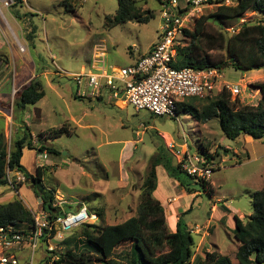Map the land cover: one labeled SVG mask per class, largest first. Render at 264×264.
Here are the masks:
<instances>
[{"label":"rangeland","instance_id":"374dc122","mask_svg":"<svg viewBox=\"0 0 264 264\" xmlns=\"http://www.w3.org/2000/svg\"><path fill=\"white\" fill-rule=\"evenodd\" d=\"M29 1L13 5L10 0H0V131L5 133L8 149H13L14 142L24 135L22 119L25 118L35 132V136L32 134L35 147L54 148L52 152L45 149L47 157H41L36 149H26L21 164L30 174H36L39 167L42 169V183L46 190L55 192V202L76 201L73 209L75 205H90L93 211L101 213L99 225L123 222L131 215L128 213L131 208L133 214L138 212L151 156L164 149L168 158L177 163L169 151V143L174 140L175 145L183 144L186 138L191 153L211 156L209 161L216 169L210 186L216 198L247 216L254 213L253 195L264 187V139L254 140L247 135L241 140L230 139L223 133L218 118L199 123L183 102L202 109L206 97L186 98L178 104L177 116H156L147 110L137 111L130 104L122 108L108 94L101 98H76L77 84L71 76L55 75L56 64L70 73L88 71L95 43L107 46V64L131 65L137 54H146L158 40L161 14L158 0H139L138 6L147 22L133 20L112 28L107 27V16L116 13L119 0ZM235 2L226 0V4ZM218 5L216 0L204 6L195 20L212 14ZM262 19L263 15L252 9L239 19L212 18L208 32L232 36V28L236 29L239 24L258 23ZM194 28L195 23L190 30ZM180 41L182 47L191 39L185 37ZM204 47L214 62L226 64L225 80L231 84L249 88L251 84L264 82V66L244 72L232 65L226 48L210 50L207 44ZM36 76L41 78L45 97L20 112L16 99ZM250 94V91L243 92L238 98L246 104H257L261 93L255 98V90L252 97ZM162 133L166 135L163 137ZM127 140H138V143L134 146L127 144ZM133 147L134 155L128 154ZM165 167L158 169V186L160 182L165 194L180 196L183 186L169 181L172 176ZM24 173V170H8L9 183L0 185V205L18 199L33 213L39 212L42 199ZM181 177L192 182L194 191L202 193L186 215L193 226L199 225L207 218L205 211L212 204L211 195L185 173ZM116 209L121 212H115ZM220 212L224 213L222 205ZM215 224L214 236L222 243V252L228 255L232 240L237 241L234 229L226 223V218L216 220ZM76 229L66 235L65 238H70L66 248L73 247L78 239ZM193 236L197 239V235ZM128 249L127 243L116 252ZM37 254H45L44 244L39 245L36 257ZM40 264L47 262L43 260Z\"/></svg>","mask_w":264,"mask_h":264},{"label":"trees","instance_id":"16d2710c","mask_svg":"<svg viewBox=\"0 0 264 264\" xmlns=\"http://www.w3.org/2000/svg\"><path fill=\"white\" fill-rule=\"evenodd\" d=\"M12 1L13 5L24 3V0ZM213 1L216 0H210ZM138 3L139 0H119L116 13L107 16V27L112 28L133 20L140 23L147 22L148 18L142 16ZM218 4L215 12L195 20L193 31H185L186 37H190L191 41L185 46L178 47L176 66L225 67L223 61L214 62L210 58L204 47V44H207L210 50L226 48L232 65L237 69L247 72L262 68L264 66V0H236L233 4H226V0H218ZM250 9L263 15V19L258 23L243 22L238 32L232 36H227L224 32H218L217 35L208 32L209 21L212 18L239 19ZM251 85L259 88L261 92V99L255 105L243 103L238 97L233 99L226 88L215 96H207V102L202 109L184 102L183 105L199 123L218 118L223 133L230 139L241 140L247 135L254 140H263L264 82ZM44 96L43 83L35 77L20 92L15 105L20 112H23L28 105L37 104ZM76 98L82 97L76 95ZM40 136L42 137L41 134ZM25 149H36L39 152L45 149L54 151V148H46L43 145L36 148L28 125H24V135L14 142V147L10 150L5 133L0 131V185L9 183L8 170H24L23 176L32 183L37 196L42 199V209L51 216L55 209L53 207L55 192L46 190L42 183L44 173L40 167L36 169V174H30L23 167L21 159ZM203 154L205 162L211 163L209 161L211 156L207 153ZM162 160H165L164 165L173 178L178 180L188 192L194 191L191 187L192 182L181 177L183 173L188 175L181 164L174 163L172 158H168L164 149L159 150V153L152 157L147 177L142 184L137 214L117 224L81 225L76 229L79 231V237L73 247L66 248L69 237L61 243L65 247V252L57 264H87L93 261L101 264H189L196 245L190 228L184 218L180 217L176 232H170L166 224L165 210L161 202L153 196L157 187L156 166ZM188 177L192 179L191 176ZM194 183L200 185L209 195L214 193L210 183L208 187L195 181ZM253 205L254 213L251 215L245 218L234 216V237L240 243L236 252L239 264H264V187L254 193ZM223 207L228 209L226 206ZM97 214L101 216L100 212ZM18 221L34 223L33 212L22 200L16 199L0 205V226ZM127 243L129 249L126 252H116L118 247ZM194 264H232V261L228 255H222L214 249L206 252L204 258L196 256Z\"/></svg>","mask_w":264,"mask_h":264},{"label":"built area","instance_id":"2783aa9c","mask_svg":"<svg viewBox=\"0 0 264 264\" xmlns=\"http://www.w3.org/2000/svg\"><path fill=\"white\" fill-rule=\"evenodd\" d=\"M210 3V0H162L159 37L148 53L131 65L112 68L108 73L98 68H89L82 73H63L76 82V95L79 97H100L104 91H109L116 98L121 96L137 111L147 110L156 116H177L178 104L186 98H204L224 88L234 99L243 92L252 94L255 90V98L261 93L259 88L231 84L225 80L223 67L176 66L180 38L186 37L185 31L190 30L203 7ZM239 29L240 24L236 29L232 28V32ZM96 50V59H105L106 46L100 44ZM184 140L183 144L175 145L174 140L169 143L171 155L195 182L208 187L215 171L214 165L205 162L203 155L191 153L187 139ZM40 156L47 157V151L41 152ZM65 203L54 201L55 209L51 216L43 209L33 213V224L18 221L1 225L0 264H40L43 260L47 264H57L65 252L61 243L66 235L83 224L100 220L99 215L84 204L77 205L75 211V208L64 210ZM41 243L45 245V254H37V259L36 251Z\"/></svg>","mask_w":264,"mask_h":264},{"label":"crops","instance_id":"0c3cea01","mask_svg":"<svg viewBox=\"0 0 264 264\" xmlns=\"http://www.w3.org/2000/svg\"><path fill=\"white\" fill-rule=\"evenodd\" d=\"M26 2L29 3L30 1L29 0H24V3H26ZM39 10H41V9H39ZM98 45H100V43H95V45H94V48L93 49H94V55L95 56L93 55V59L90 62V66H89L90 69L98 68L99 70H102L103 73H108V72H110L112 70V68L121 67L120 65L107 64L106 63V59H102V60L96 59V56H97L96 47ZM106 48H107V46H106ZM140 56H142V54H137V56L135 57L134 62ZM55 67L57 69L56 71H54L55 72V75L56 74H59V76H60L65 71L61 66H59V64H56ZM38 76H39V74H38ZM38 76H36V77H38ZM39 79L41 80V78H39ZM104 94H108L111 98H113L115 100V103L117 105H120L122 108H124V107H126V106L129 105L122 98H120L121 96L119 98H116L109 91H104V93L99 98L103 97ZM89 98H91V97H89ZM26 108H25V110H26ZM18 111H19V109H18ZM18 114H19V112H18ZM22 122L25 125H28V127H31L27 123V121L25 120V118L22 119ZM82 126H86V125H82ZM87 126H89V125H87ZM31 132H32L33 136H35V132L33 131L32 127H31ZM161 135H163V137H164V135H166V134L162 133ZM168 136L169 135H167V137ZM50 139H51V137H50ZM126 143L135 146L136 143H138V140H132V141L127 140ZM133 149H134V147H133ZM24 153H25V151H24ZM133 153H135V149L133 151H132V149H129L128 150V154L132 155ZM155 153H156V151L151 156L150 161H151L152 157L153 156H156V154L158 152L156 154ZM164 161L165 160L160 161L157 164V166H156L157 187L158 188L156 187L155 191L153 192V196L157 200H159L161 202V204H162V206H163V208L165 210L166 224H167V227H168V229H169L170 232H172V233L176 232V230H177V223H178L180 217H183L184 220L186 221L188 227L190 228L192 234L197 235V239L194 238L195 239V242H196V245H195V248H194V254H193V257H192V259H191V261H190L189 264H194V261H195L196 256H201V257L204 258L206 252L213 251L214 249H217L222 255H226V254H224L222 252L223 251V247H222L223 245H222V243L219 241V239L217 237L214 236V232L216 230L215 221L216 220L217 221H224L225 218H226V223L230 227H232V229H234L235 228V219H234V216L237 215L240 218H244L247 215H245L244 213H242L238 208H234V207H232L229 204L223 203V200L221 198H216L215 190H214V193L211 195L212 204L210 205V207L208 208V210L205 211V213L207 214V218L205 220H202L199 225L198 224L197 225L195 224L193 226V224L191 222H188L186 220V215L191 210H193V208H194L193 207V204H195L196 199L202 193L201 192H198V191L188 192L184 187H182L180 185V183H179L178 180H176L175 178L170 177L172 180H169V181H172V183L174 185L178 186V187L179 186L182 187L180 189V196H177L176 197L175 195L165 194V191L161 190V188H160L161 187L160 182H159V186H158V181H159V176H158L159 175V170L158 169L161 166H164L165 167ZM165 170L167 172L166 167H165ZM123 179H124V174H123ZM132 185L134 186L133 188L136 187V184H132ZM179 199H182V201H180ZM75 202L76 201H73V203H68V204L65 203V205H64L65 207L63 206L64 207V210H70V208H73V205H74ZM191 202H192V205H191ZM84 205H86L90 210L93 211V209H91V206L90 205H87V204H84ZM220 205H222V207L223 206H226L228 209H225L223 207L224 208V213H222V212H220ZM76 206L77 205H75L74 208ZM131 211H132V208L128 212L129 214L131 213V215H129L128 218L136 215V214H133ZM93 212H96V211L94 210ZM115 212L119 213V212H121V210L116 209ZM232 243H233V245L229 248V254H228V256L231 258L232 264H239V262L237 260V257H236V252H237V249H238L240 243L238 241H235V240H232Z\"/></svg>","mask_w":264,"mask_h":264},{"label":"water","instance_id":"95a60500","mask_svg":"<svg viewBox=\"0 0 264 264\" xmlns=\"http://www.w3.org/2000/svg\"><path fill=\"white\" fill-rule=\"evenodd\" d=\"M75 211L77 210V208L74 209Z\"/></svg>","mask_w":264,"mask_h":264},{"label":"clouds","instance_id":"9594fccd","mask_svg":"<svg viewBox=\"0 0 264 264\" xmlns=\"http://www.w3.org/2000/svg\"><path fill=\"white\" fill-rule=\"evenodd\" d=\"M41 153V152H40Z\"/></svg>","mask_w":264,"mask_h":264}]
</instances>
